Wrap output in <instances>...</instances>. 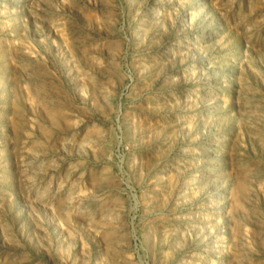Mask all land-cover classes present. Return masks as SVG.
<instances>
[{
	"label": "rangeland",
	"instance_id": "1",
	"mask_svg": "<svg viewBox=\"0 0 264 264\" xmlns=\"http://www.w3.org/2000/svg\"><path fill=\"white\" fill-rule=\"evenodd\" d=\"M0 264H264V0H0Z\"/></svg>",
	"mask_w": 264,
	"mask_h": 264
}]
</instances>
